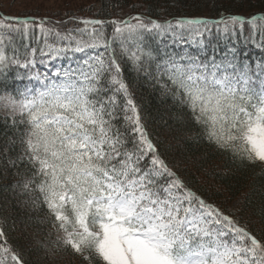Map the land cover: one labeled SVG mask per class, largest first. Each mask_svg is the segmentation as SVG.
<instances>
[{"label": "snow or ice", "instance_id": "6c2138e0", "mask_svg": "<svg viewBox=\"0 0 264 264\" xmlns=\"http://www.w3.org/2000/svg\"><path fill=\"white\" fill-rule=\"evenodd\" d=\"M186 5L216 15L111 16L123 11L111 0L0 15V178L18 209L43 213L48 231L32 239L45 260L264 264V182L254 210L248 193L230 207L204 195L170 162L137 98L147 87L177 110L165 121L172 142L203 143L233 175L259 168L264 181V9ZM0 264H30L3 223Z\"/></svg>", "mask_w": 264, "mask_h": 264}, {"label": "trees", "instance_id": "16d2710c", "mask_svg": "<svg viewBox=\"0 0 264 264\" xmlns=\"http://www.w3.org/2000/svg\"><path fill=\"white\" fill-rule=\"evenodd\" d=\"M66 0H63L61 7H65ZM87 2V0H85ZM93 3L99 5L100 0H92ZM111 3H120L123 7L110 9L111 16H122L124 14H135L136 12H144L145 15L154 18H171L179 15H206L215 16L216 12L199 6L190 7L186 5V0H111ZM211 3V0H209ZM132 4H144V8H132ZM176 4V7H172ZM217 4H222L224 8L233 12H257L264 9L262 0H245L244 7L238 6L237 0H217ZM67 5L72 11H77L76 4L72 0H67ZM151 7V11H147ZM51 11L40 9H28L24 11H7L0 8V15H50ZM95 12L96 9L94 8ZM79 15H92L87 11H78ZM108 14V13H106ZM138 101L142 104L146 115L149 117L150 130L154 135H159L160 140L164 142L163 147L168 151L165 153L170 162L179 166L181 175L185 176L191 182V186L200 190L204 195L209 196L215 202L223 207H230L235 204L245 193L249 194V198L253 201V210L256 203L261 199L258 189L262 181L260 169L257 168L253 175L251 170L237 172L232 174L231 165L227 159L221 155H213L210 158L205 157L206 145L196 143L195 140L186 138L179 143L172 142L170 130L165 126L173 125L177 120V110L170 106V102L161 100L157 94L153 93L147 87H140L137 90ZM204 157L203 169L214 171L215 175H208L201 168V158ZM224 173H228L224 176ZM10 181L0 178V223L5 226L10 243L24 248L25 257L30 264H70V254L64 256L63 259L56 261L45 260V252L43 249L33 251L36 247L34 240L43 239L41 232L48 231V226L41 227L37 220L43 215L39 209L33 210L29 208L26 212L17 208L16 196L10 189L5 186ZM219 189V191H217ZM245 214L249 210L247 201H245ZM54 239V236L52 237Z\"/></svg>", "mask_w": 264, "mask_h": 264}, {"label": "rangeland", "instance_id": "374dc122", "mask_svg": "<svg viewBox=\"0 0 264 264\" xmlns=\"http://www.w3.org/2000/svg\"><path fill=\"white\" fill-rule=\"evenodd\" d=\"M63 0H46V3L48 4L47 7H40L37 8V4L39 3V0H0V8L4 10L9 11H24L28 9H40L44 11H50V10H56L57 7L63 9L61 7V2ZM74 4H77L80 2V0H72Z\"/></svg>", "mask_w": 264, "mask_h": 264}]
</instances>
